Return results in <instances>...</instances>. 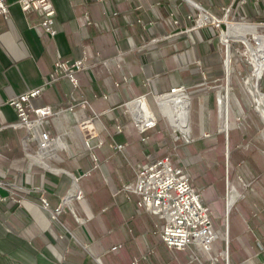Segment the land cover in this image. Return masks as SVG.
I'll return each mask as SVG.
<instances>
[{"label": "crops", "instance_id": "obj_1", "mask_svg": "<svg viewBox=\"0 0 264 264\" xmlns=\"http://www.w3.org/2000/svg\"><path fill=\"white\" fill-rule=\"evenodd\" d=\"M51 1L54 37L44 30L38 13L22 10L20 0H5L10 14L0 17V264H264V151L251 149L248 158L239 150L245 134H220L218 104L229 125L230 106L220 96L230 91V83L224 89L218 82L224 72L223 43L231 39L227 34L222 39L218 27L248 24L229 17L264 23V0ZM206 12L222 19L221 25L195 29L188 17ZM58 61L84 62L75 74L77 86L66 72H55ZM182 87L189 98L190 135L197 142L192 165L203 170L220 165L216 157L206 158L214 149L226 165L229 146L244 157L235 155V165L257 166L254 155L261 157L257 175L243 182L252 194L239 197L234 190L227 203L220 196V227L206 190L192 179L210 208L217 235L210 252L199 244L184 251L168 248L159 235L160 220L139 207V197L127 190L138 164L170 158L174 167L187 171L189 157H181L173 144L152 143L146 134L159 131L142 135L129 112L130 107L139 119L149 118L144 110L148 106L153 113L148 100L155 98L177 132L180 127L163 105L167 101L179 111L183 101L170 93ZM36 89L41 95L31 99V106L53 111L41 130L62 142V150L42 163L37 139L17 127L20 118L12 105ZM89 119L96 135L90 148L79 127ZM114 143L125 145L123 152L114 150ZM218 172L224 178L226 168ZM56 211L60 213L53 218Z\"/></svg>", "mask_w": 264, "mask_h": 264}, {"label": "built area", "instance_id": "obj_2", "mask_svg": "<svg viewBox=\"0 0 264 264\" xmlns=\"http://www.w3.org/2000/svg\"><path fill=\"white\" fill-rule=\"evenodd\" d=\"M20 5L25 13H38L43 18L44 30L51 36H56V9L51 0H20ZM9 14V6L5 0H0V17L7 18ZM188 19L195 24V29L208 26L209 23L221 25V20L207 12L197 17L189 16ZM54 69L56 73L66 72L70 81L77 86L75 74L84 69V62L77 61L70 65L67 62L58 61ZM185 91L182 87L173 89L170 94L186 93ZM40 95L41 89H36L19 96L12 105L20 118L17 127L25 128L33 138L37 139V159H42L40 160L42 163L49 156L62 150V142L60 138H53L41 130V126L49 122L48 119L53 115V111L49 106L41 108L31 106V99ZM83 106L88 107L89 103L85 101ZM129 112L142 135L154 130L158 125L154 112L151 117L144 120L139 119L130 107ZM31 114H34L36 118L31 119ZM79 127L85 135L87 147L90 148L92 141L96 138L92 131L93 119L81 122ZM111 147L117 152H123L126 146L114 143ZM95 161L97 162L96 158ZM135 173V181L127 190L139 197V207L160 220L162 228L159 230V235L163 243L168 248L178 251H184L192 244H199L210 252L212 244L217 239L213 231L211 211L202 202L201 193L193 186L192 178L187 171L174 167L170 158H162L150 162L147 166L136 165ZM43 204L48 209L46 200H43ZM58 213L60 211H56L53 218H57Z\"/></svg>", "mask_w": 264, "mask_h": 264}, {"label": "rangeland", "instance_id": "obj_3", "mask_svg": "<svg viewBox=\"0 0 264 264\" xmlns=\"http://www.w3.org/2000/svg\"><path fill=\"white\" fill-rule=\"evenodd\" d=\"M228 21H232V22L245 21L248 24L252 23L253 25L261 24V23L263 24L259 26V30L255 34H252L250 31L249 32L245 31L242 28L243 23L240 25H238L239 23H235L237 24L236 26H227L225 24H222L220 27H218L219 36H222V39H223V34L229 35L231 39L230 41L228 40V42L230 43H226L225 45L223 43L222 54H223L224 72H222L223 74L221 75L220 81L218 82L219 84H221V86L224 89L227 87V84L230 83V91H229L230 92V103H229L230 126L227 125V128L225 126L226 121L224 119L225 117H223L224 107L222 108V105L218 101V104L220 106L219 111L222 116L220 118V124H219L220 125L219 129L221 132L220 134H238L240 136H242V134H245L247 136L246 140L244 141V144L241 145V149L239 150L240 151L243 150L246 156L249 158L251 149L252 150L261 149L264 151V136H263L264 134L263 105L264 104L262 103V97H264V74L263 77L257 83L258 85V91H257L255 89L256 80H254V76H252V72H249L248 64H246L244 60H249L251 62V64L253 65L252 67L253 70V68L255 67L254 59L256 57L254 58V55L251 50L258 49V44L254 37L259 38L261 36H264V23L253 20H242L238 17H236L235 19H233V17L232 18L229 17ZM242 31L243 32L245 31L244 33L245 36L243 35ZM243 38H246L248 43L245 44V39ZM233 42H236L235 45H233ZM227 44L230 46V51H228ZM226 53L227 54L229 53V56L231 57L230 76L227 75L226 73V55H227ZM224 54H225V58H224ZM251 77H253V79H251ZM148 101L152 107L153 112L157 116L158 125L155 128L156 130L155 133L159 131V134L156 133V134H146V135L151 136L152 143L161 141L160 145H162L161 143L163 142L164 143L166 142V144L168 143L169 145L173 144L171 145L172 148L175 145L177 147L176 151L180 150V152H182V154L180 153L181 157L182 156L189 157V160H186V165L189 166L187 167V173L194 181L196 180L198 186L203 187L204 191L206 190L204 192V196H206V198L209 199L207 203L212 207L213 212L216 215L214 216L215 226L220 227V225L224 223V219L216 209V206L219 205L220 198L223 197L225 203H227L228 195L232 193L234 190L239 191L238 192L239 197H242L243 195H247V194H252L254 191L251 190L250 187L243 186V182H245L246 180H250L251 178L254 177V175H257L256 174L257 168L260 169L262 167L261 163L259 162V159L261 157L256 154L254 155V160L256 161L257 166H254L250 162L248 163L246 162L245 164L238 166L239 163L238 161L236 162L235 165L234 164L235 155H237L238 160L244 157L242 154L240 155V153H235L233 151L232 146L231 147L229 146L230 150H228V157L226 156V165H224L221 157H219L216 154L215 151L216 149L212 151L214 153L213 156H211L208 153L206 155V158L211 161L214 160L216 157L219 160L220 165L214 163H212L211 165H207V167L210 170H203L197 165H192L190 156L195 157L196 155L194 154V151L195 153L197 152V150H195L197 142L195 141L193 135L191 134L190 139L189 137H185L181 128L175 129L177 131L175 132L174 129L169 124L168 119L163 115L159 105L156 102L157 100L155 98H151ZM179 104L178 106L180 107L181 105ZM165 107L170 108V110L177 116L182 115L181 120L184 122L185 127L189 129V133H190L189 107H185L183 110H179V111L176 110V108L174 109L172 106L167 105ZM200 119L201 118L199 117L198 124L199 127L201 128L202 124ZM228 126L230 127L229 132L224 131V129H228ZM206 134H212V133H206ZM256 152H258V150ZM171 153L176 155L177 152L171 151ZM229 164L231 167L230 171H228V168H230ZM173 165H175L174 160H173ZM219 168L222 169L226 168V175L224 176V178L220 177V174L218 172ZM256 190L259 189L256 188ZM239 207L241 206L239 205ZM234 210L235 209L233 208V211ZM234 213L231 215V218L234 217ZM229 221H230V216L227 217L226 215L225 216L226 225L228 224Z\"/></svg>", "mask_w": 264, "mask_h": 264}, {"label": "bare ground", "instance_id": "obj_4", "mask_svg": "<svg viewBox=\"0 0 264 264\" xmlns=\"http://www.w3.org/2000/svg\"><path fill=\"white\" fill-rule=\"evenodd\" d=\"M242 28L245 30V31H250L252 34H255L258 32L259 30V26L257 25H252V24H246V23H243L242 24ZM245 31L243 33H245ZM245 36V35H244ZM243 36V37H244ZM257 41V44H258V49L257 50H251L253 55H254V62H255V67L253 68L252 70V76H254V80H256V85H255V89L258 91V85L257 83L259 82V80L263 77V74H264V36H261L259 38H256L254 37ZM245 39V44L248 43L246 38H243ZM225 43H229L228 42V39L225 40ZM228 46V51H230V46L227 44ZM251 46V45H250ZM251 48V47H250ZM227 51V52H228ZM226 64H227V70H228V75L230 76V64H231V57L229 56V53L226 55ZM253 79V77H252ZM176 94H179V97L180 99H182V103L180 104V110H183L185 107H190L189 105V98L188 96H184L186 93H176ZM175 95V94H174ZM162 100V99H161ZM220 101L223 103L226 104V107L229 108L230 104H229V92L226 90L225 93H223L221 96H220ZM165 102V101H164ZM167 103V101H166ZM164 104L163 105V108H164V112L166 115H168L170 117V120L172 121V123L174 125H176L177 127H180L181 130L183 131L184 133V136L185 137H189L191 136L190 133H189V129L187 127H185V124L184 122L181 120V116L182 115H175L171 110L170 108L168 107H165L167 106V104ZM262 103L264 104V97H262ZM262 105V104H261ZM264 106V105H263ZM168 108V109H167ZM172 108V107H171ZM173 109V108H172ZM178 109V108H177ZM263 109V107H262ZM144 114L146 115V113L148 115L146 116H149L151 117V112H150V109H148V106L146 107V109L144 110ZM227 113V112H226ZM226 115V114H225ZM179 125V126H178ZM227 125L226 124V128H227ZM176 129V128H175ZM77 197H82V193L81 192H78L77 193Z\"/></svg>", "mask_w": 264, "mask_h": 264}, {"label": "water", "instance_id": "obj_5", "mask_svg": "<svg viewBox=\"0 0 264 264\" xmlns=\"http://www.w3.org/2000/svg\"><path fill=\"white\" fill-rule=\"evenodd\" d=\"M188 1H191V0H188ZM225 24L228 26V22H225ZM257 26H261L260 24H257ZM235 43L236 42H233V45H235ZM244 62L246 63V64H248V70H249V72H252V67H253V65L251 64V62L249 61V60H244ZM226 73H227V75H228V70L226 69ZM251 79H252V77H251Z\"/></svg>", "mask_w": 264, "mask_h": 264}, {"label": "trees", "instance_id": "obj_6", "mask_svg": "<svg viewBox=\"0 0 264 264\" xmlns=\"http://www.w3.org/2000/svg\"><path fill=\"white\" fill-rule=\"evenodd\" d=\"M230 139H231V136H230ZM230 169H231V168H229V170H228V171H230ZM229 173H230V172H229Z\"/></svg>", "mask_w": 264, "mask_h": 264}]
</instances>
